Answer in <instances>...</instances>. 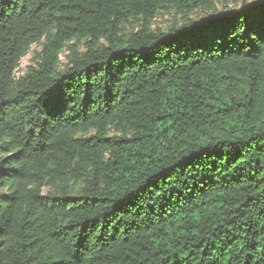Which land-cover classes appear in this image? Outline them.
<instances>
[{
    "label": "trees",
    "instance_id": "1",
    "mask_svg": "<svg viewBox=\"0 0 264 264\" xmlns=\"http://www.w3.org/2000/svg\"><path fill=\"white\" fill-rule=\"evenodd\" d=\"M223 1L0 0V264H264V0Z\"/></svg>",
    "mask_w": 264,
    "mask_h": 264
},
{
    "label": "rangeland",
    "instance_id": "2",
    "mask_svg": "<svg viewBox=\"0 0 264 264\" xmlns=\"http://www.w3.org/2000/svg\"><path fill=\"white\" fill-rule=\"evenodd\" d=\"M243 1L245 0H225L222 3L218 4V9L220 11H224L227 8H232L236 5L240 6ZM249 2H252V0H246ZM204 12L201 10L196 11L194 14V18L203 16ZM180 16L175 13H169V12H162L157 17H155L154 21L152 22V28L153 29H160V30H167L171 26H173L175 23L180 22ZM75 42L70 43L74 44ZM79 46H76L77 49ZM80 49V47H79ZM41 52V47L39 45H33V48L31 49L30 53L27 54L23 59L21 60L20 68L17 70V76H23L27 73L30 67L36 66L37 62L39 61V56ZM68 55V52H65L62 55V62L66 63Z\"/></svg>",
    "mask_w": 264,
    "mask_h": 264
}]
</instances>
